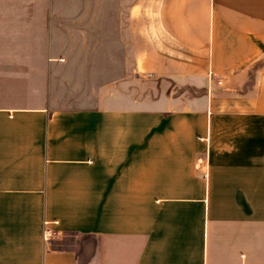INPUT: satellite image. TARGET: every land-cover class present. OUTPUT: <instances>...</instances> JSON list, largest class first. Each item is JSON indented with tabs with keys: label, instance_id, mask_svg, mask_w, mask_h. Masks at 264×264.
Here are the masks:
<instances>
[{
	"label": "crops",
	"instance_id": "obj_1",
	"mask_svg": "<svg viewBox=\"0 0 264 264\" xmlns=\"http://www.w3.org/2000/svg\"><path fill=\"white\" fill-rule=\"evenodd\" d=\"M127 15L138 72L200 96L55 108L0 87V264H264V0Z\"/></svg>",
	"mask_w": 264,
	"mask_h": 264
},
{
	"label": "rangeland",
	"instance_id": "obj_2",
	"mask_svg": "<svg viewBox=\"0 0 264 264\" xmlns=\"http://www.w3.org/2000/svg\"><path fill=\"white\" fill-rule=\"evenodd\" d=\"M127 2L0 0L3 93L46 90L55 108L159 101L182 107L198 98L194 89L138 72Z\"/></svg>",
	"mask_w": 264,
	"mask_h": 264
},
{
	"label": "built area",
	"instance_id": "obj_3",
	"mask_svg": "<svg viewBox=\"0 0 264 264\" xmlns=\"http://www.w3.org/2000/svg\"><path fill=\"white\" fill-rule=\"evenodd\" d=\"M197 170H199V167H196ZM54 224H57V222H54ZM51 223L50 222H45V230L43 233V238L45 241H49L51 237L53 236V230L51 228Z\"/></svg>",
	"mask_w": 264,
	"mask_h": 264
}]
</instances>
